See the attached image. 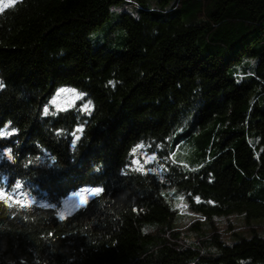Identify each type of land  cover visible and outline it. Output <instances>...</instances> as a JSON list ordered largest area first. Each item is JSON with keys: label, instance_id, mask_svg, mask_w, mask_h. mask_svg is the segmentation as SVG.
Masks as SVG:
<instances>
[{"label": "trees", "instance_id": "trees-1", "mask_svg": "<svg viewBox=\"0 0 264 264\" xmlns=\"http://www.w3.org/2000/svg\"><path fill=\"white\" fill-rule=\"evenodd\" d=\"M61 88L74 109L42 113ZM0 135L31 201L0 200V264H264V232L174 225L178 201L264 220V0H0Z\"/></svg>", "mask_w": 264, "mask_h": 264}, {"label": "rangeland", "instance_id": "rangeland-1", "mask_svg": "<svg viewBox=\"0 0 264 264\" xmlns=\"http://www.w3.org/2000/svg\"><path fill=\"white\" fill-rule=\"evenodd\" d=\"M6 3L7 1L3 2L4 5ZM119 9L133 10V7L130 5H125L117 8L116 10ZM107 27L108 24H104L103 26L99 27L98 31L96 32H105ZM61 89H64V91L61 92ZM61 89L57 90L55 94L52 95L49 106L47 107L49 113H58L65 109L73 108L75 103L81 98V95L75 90L68 88ZM80 104L81 106L79 107V110L81 112L87 113L89 111V105L86 102H80ZM44 110L45 108L43 109L42 113L45 114ZM151 158L152 157L143 158V164L148 165L149 162L151 163ZM76 193L69 195L62 201L59 209L60 213L68 214L81 206L79 196L76 195ZM87 195H92L90 189H88ZM176 206L180 216L178 215L174 225L177 230H179L180 234L189 242L195 240L196 234L200 233V235H207V233L204 232H211L212 230L218 231L221 238L227 243L234 241L238 237H249L254 233L264 232V220L248 221L242 214L235 213L223 216H215L209 221L199 214L192 213L185 209V205H183L181 201H178Z\"/></svg>", "mask_w": 264, "mask_h": 264}, {"label": "snow or ice", "instance_id": "snow-or-ice-1", "mask_svg": "<svg viewBox=\"0 0 264 264\" xmlns=\"http://www.w3.org/2000/svg\"><path fill=\"white\" fill-rule=\"evenodd\" d=\"M60 91L62 92V91H64V89H61ZM44 112H45V115L48 114L47 107L45 108ZM76 132H81L82 133L83 132V128L81 126H77V129L72 133V136L74 137V139L72 141L73 149H75L77 141L81 138L80 136L76 135ZM16 134H18V130H13V132L11 133V135H16ZM5 138H7V137L0 135V139H5ZM7 151L10 153L11 149H8ZM9 159H11L10 155H9ZM37 160H40V157H37ZM51 160H52V165H55L57 163L55 157H52ZM41 162H43V161H41ZM31 163L32 162L29 161V165ZM134 163H135V161H134ZM16 187L17 188L20 187L19 183L16 184ZM87 191H88V189L85 188L84 190L79 191L78 193H76V195L79 196L80 205H86L88 203L89 196L87 195ZM90 191L93 194H97V193L102 192L103 189L102 188H98V187H92L90 189ZM197 199H199V198H197ZM0 200L7 201L10 206L11 205H20V206L24 207V206H28V205L31 204V201L27 197H24V196H19L18 197V196L9 195L8 192L4 188H0ZM45 206H47V205H45Z\"/></svg>", "mask_w": 264, "mask_h": 264}]
</instances>
